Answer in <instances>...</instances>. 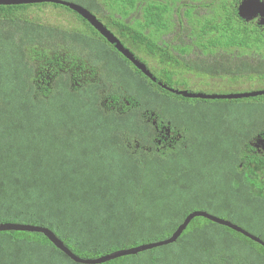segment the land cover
I'll use <instances>...</instances> for the list:
<instances>
[{
  "label": "trees",
  "instance_id": "16d2710c",
  "mask_svg": "<svg viewBox=\"0 0 264 264\" xmlns=\"http://www.w3.org/2000/svg\"><path fill=\"white\" fill-rule=\"evenodd\" d=\"M63 1L95 15L152 74L199 69L185 60V43L181 52L159 43L172 32L174 7L185 8L183 42L197 38L205 52L237 58L264 80V61L252 67L245 58L264 53V33L226 7L201 3L209 11L201 16L189 0ZM45 5L63 7L0 5V224L48 229L85 261L167 240L195 211L264 241V182L241 152L253 125L264 127L252 125V109L226 100L191 116L178 100H161L165 92L75 12L63 7L78 25L57 26L31 10ZM160 107L184 136L165 155L151 150V124L138 112ZM0 264L79 263L41 233L9 231L0 232ZM103 264H264V248L195 218L176 242Z\"/></svg>",
  "mask_w": 264,
  "mask_h": 264
},
{
  "label": "flooded vegetation",
  "instance_id": "af4514ba",
  "mask_svg": "<svg viewBox=\"0 0 264 264\" xmlns=\"http://www.w3.org/2000/svg\"><path fill=\"white\" fill-rule=\"evenodd\" d=\"M243 2H248L251 5V9L249 8V11L252 12V18L250 20L242 19L239 16L238 13L240 11L239 8ZM260 2H262L264 8V0H260ZM189 3L192 6H194L196 9L202 10L203 13H205V11L209 13V11H207L208 9L205 10L206 8H203V6H201V3H205L207 5L206 6L207 8L213 7L214 9H216V7H222V8L226 7L228 9L227 11H229V13L232 14V19L236 23H238L243 27L253 28L261 33H264V25H261V23L264 21V16L259 15L257 13L259 10L263 8L261 3H259L257 0H200L197 2L189 0ZM176 12H177V6L174 7V13L172 18L174 24L172 25L173 27L172 32L161 34L159 36V43L178 45L176 47V51H180V52L181 49L179 48V46L185 43L187 45L185 51L186 53L183 54L185 60L187 61V63L197 64L199 69L196 71L195 70L186 71L184 69H176V70L170 69L169 73L171 74L172 77L171 80L158 79L156 77L157 79L156 84L158 88L162 92H165L160 95L161 100H166V102L169 103V96H170L173 100H178L181 104V107H184V109L192 113L191 116H194L196 112H202L203 114H205L208 113L211 108L225 107L226 104L224 102H226V100L184 98L182 96L175 95L169 92L167 89H174L177 91H188L192 93L190 89L182 87L181 84H183L186 81L189 86H192L190 83L191 80H193V82H196L197 84L198 83L197 80L199 79V77L204 78L205 80L204 86H207L208 89H215L214 86H210L209 84L210 80L213 81L217 79L222 80V78H227L229 76L235 77V79H231L235 86L238 85L240 82L242 83L243 81L249 83H254L256 81L264 82L263 79L258 78V74L255 73L254 69L253 71L245 69L243 65H241L243 64V62L241 63L239 59L229 58L227 60V58L214 56L209 52H205L195 42L197 38H191L184 35L185 39L184 38L183 39L185 41L183 42L179 34L182 33L184 25L189 26V23L184 22V20H178V16H176ZM197 14L200 15V13L198 12ZM30 17H32V15L28 11H25V15L23 16V18L29 19ZM193 28L197 30V26ZM183 33L185 32L183 31ZM239 54L242 57V54L241 53ZM245 55L248 56L245 58L249 60L252 67L257 66L260 60L264 61V53L263 54L247 53ZM243 59L244 58H242V61ZM209 67L211 68L214 67V69H217L218 67V69H222V71L210 72ZM247 70L251 74V76L248 77H253L250 81H247L243 77ZM194 72L197 73L193 74ZM153 75H155V73ZM158 83H160L161 86L158 85ZM259 91H264V89ZM206 95H221V94L214 93V94H206ZM238 100L246 104V106L248 105L252 109V117H251L252 125L257 123L264 124V111H262L263 112L262 116H259L258 113L255 112V110H259L262 106H264V95L257 96L255 98L238 99ZM115 106L118 108L119 111H121V108L118 105ZM127 108L128 109L131 108V106L129 108L128 103H127ZM132 109H134V107H132L128 111L130 112ZM138 110H139L138 111L139 114H141L143 119L149 124H151L152 127L148 140V143L151 144L150 147L152 148L151 150H154L156 153L160 155H165L170 150H173L174 147L177 146L181 142V140L184 139V136L180 134L181 132L183 133V130L178 128L176 125L172 124V121L168 119L169 116L167 115L166 113L167 111H165L164 108L160 107L157 109L156 112H151L150 110H142L141 108ZM150 148L147 149V152L151 151ZM141 151H143V149H141ZM241 152L244 153L246 156L252 157V164H253L252 169L255 172L256 177L259 179V181L263 183L264 182V127L258 130V128L255 125H253L249 137L247 138L246 142L242 145Z\"/></svg>",
  "mask_w": 264,
  "mask_h": 264
},
{
  "label": "water",
  "instance_id": "95a60500",
  "mask_svg": "<svg viewBox=\"0 0 264 264\" xmlns=\"http://www.w3.org/2000/svg\"><path fill=\"white\" fill-rule=\"evenodd\" d=\"M259 3L260 0H257ZM22 4H53V5H60L70 9L71 11L78 14L81 18L87 21L98 33H100L110 44L114 45L116 50L125 57L128 61H130L144 76L150 79L152 82L157 83L156 77L151 73V71L147 68V66L142 63L139 59H136L135 56L126 49L121 42L118 40L116 36H114L107 27L97 19L95 15L89 12L87 9L83 8L80 5L63 1V0H0V5H22ZM251 9V5L248 2H243L239 8V16L242 19L250 20L252 18V12L249 11ZM263 8V5H262ZM259 15L264 16V8L257 12ZM264 25V21L261 23ZM158 85L161 86L160 83ZM169 92L182 96L184 98H194V99H209V100H238V99H246V98H255L257 96H263L264 91H254L249 93H241V94H228V95H206L201 93H190L188 91H177L174 89H167ZM195 218H203L218 224L220 226L229 228L235 232L242 234L243 236L249 238L250 240L256 242L260 246L264 248V241L260 240L259 238L251 235L250 233L244 231L239 226L232 224L229 221L223 220L218 217H214L206 212L195 211L190 213L183 223L176 229L173 235L164 241L156 242L150 245H141L139 247L131 248L128 250H121L109 254L107 256L95 259V260H81L77 256H75L51 231L44 228L28 226V225H17V224H0V232H28V233H41L43 234L49 241L58 248L62 253H64L67 257H69L72 261L79 263V264H103L109 262L111 260L129 256V255H136L138 253L151 250L154 248H159L163 246H167L172 244L178 240L181 234L186 230L188 225L191 223L192 220Z\"/></svg>",
  "mask_w": 264,
  "mask_h": 264
},
{
  "label": "rangeland",
  "instance_id": "374dc122",
  "mask_svg": "<svg viewBox=\"0 0 264 264\" xmlns=\"http://www.w3.org/2000/svg\"><path fill=\"white\" fill-rule=\"evenodd\" d=\"M185 9V8H184ZM184 9L179 8L178 9V20H185L183 13ZM32 11L35 12V15L40 16L41 19L44 21L51 23V25H78L80 22L77 21V16L63 8V7H54L52 5H45L40 7H34L31 9ZM207 10V9H205ZM201 16L207 15L208 12L205 11V13L202 12V10L198 11ZM101 19V18H100ZM102 21L106 22L104 19H101ZM176 70V69H175ZM153 72V71H152ZM155 77L158 79H165L167 80L169 71H154ZM197 72H194L193 74H196ZM196 79V78H194ZM196 82H193L191 80V85L189 86L188 83L185 81L183 84H181L182 87L190 89L192 93H202V94H237V93H244V92H251V91H259L264 89V82L263 81H256L254 83H249L243 81L242 83L240 82L238 85H234L232 80L230 78H222V80H210L209 84L210 86H214L215 89H208L207 86L205 85V80L204 78L199 77V79ZM197 85V86H196ZM203 85V86H202ZM176 86V85H174Z\"/></svg>",
  "mask_w": 264,
  "mask_h": 264
},
{
  "label": "clouds",
  "instance_id": "9594fccd",
  "mask_svg": "<svg viewBox=\"0 0 264 264\" xmlns=\"http://www.w3.org/2000/svg\"><path fill=\"white\" fill-rule=\"evenodd\" d=\"M90 12V11H89ZM113 34V33H112ZM114 35V34H113ZM251 92H254V91H251ZM245 93V92H244ZM249 93V92H248ZM237 94H241V93H237ZM221 95H224V94H221ZM228 95V94H227ZM247 99V98H246Z\"/></svg>",
  "mask_w": 264,
  "mask_h": 264
}]
</instances>
